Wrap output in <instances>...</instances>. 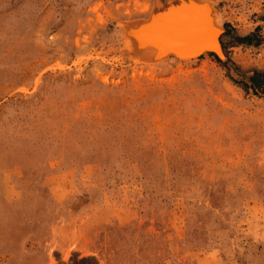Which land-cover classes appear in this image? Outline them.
Returning a JSON list of instances; mask_svg holds the SVG:
<instances>
[{
  "label": "rangeland",
  "instance_id": "374dc122",
  "mask_svg": "<svg viewBox=\"0 0 264 264\" xmlns=\"http://www.w3.org/2000/svg\"><path fill=\"white\" fill-rule=\"evenodd\" d=\"M154 1L0 0V264H264V0L140 66Z\"/></svg>",
  "mask_w": 264,
  "mask_h": 264
},
{
  "label": "bare ground",
  "instance_id": "6f19581e",
  "mask_svg": "<svg viewBox=\"0 0 264 264\" xmlns=\"http://www.w3.org/2000/svg\"><path fill=\"white\" fill-rule=\"evenodd\" d=\"M147 9L151 21H144L146 18L138 19L123 23L120 27L124 45L134 63L140 66H152L167 60L188 62L205 53H212L223 59L224 54L219 41L223 25L219 21L214 3L210 0H163L162 2L155 0ZM201 12L205 15L209 34L205 29L200 28L198 31L197 18ZM156 28L160 29V32L165 28L166 33L157 38L153 33ZM199 38L211 42L212 47L204 46L191 52H175L169 45L174 46L173 43L181 46L192 45L191 43L200 40Z\"/></svg>",
  "mask_w": 264,
  "mask_h": 264
},
{
  "label": "water",
  "instance_id": "95a60500",
  "mask_svg": "<svg viewBox=\"0 0 264 264\" xmlns=\"http://www.w3.org/2000/svg\"><path fill=\"white\" fill-rule=\"evenodd\" d=\"M177 8H179V7H177ZM176 13H178L177 10H176ZM198 13H200V10H198ZM187 14H189V13H187ZM199 15H200L199 18H197L198 19L197 20L198 31H199L200 28L201 29H205L206 30V33L209 34L210 33V30L208 28V24L206 22V18H205L204 13L201 12V14H199ZM145 18L146 19L144 21H147V20H150L151 21V19H152L149 15H147ZM200 25H202V26H200ZM223 32L224 31L222 30L220 32V34H219V41H220V36L223 34ZM153 33L155 34V37L159 38L158 37L159 35H162L163 33L164 34L166 33V29L165 28H162V30L160 32V29L158 30L156 28V29H154V32ZM191 44L192 45L189 44V45H183V46H181V45H176V44L173 43L174 46H172L171 44H169V45L171 46V49H173L175 52H191V51H195V50H197V49H199L201 47H204V46L212 47V43L211 42L204 41L203 39L202 40L200 39V40L193 41ZM166 46H168V45L166 44Z\"/></svg>",
  "mask_w": 264,
  "mask_h": 264
},
{
  "label": "trees",
  "instance_id": "16d2710c",
  "mask_svg": "<svg viewBox=\"0 0 264 264\" xmlns=\"http://www.w3.org/2000/svg\"><path fill=\"white\" fill-rule=\"evenodd\" d=\"M253 33H248L246 35H243L241 37L238 38V42H245L246 44L250 43V38L252 37ZM260 40V35H258L253 44H257ZM221 47H224V45L221 43ZM208 53H205L204 55H207ZM211 54V53H209ZM247 81L250 82V84L252 85H257L259 82L264 81V72L260 71V70H251V74L249 76H247ZM244 87L246 86V84H243Z\"/></svg>",
  "mask_w": 264,
  "mask_h": 264
}]
</instances>
